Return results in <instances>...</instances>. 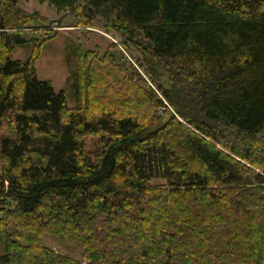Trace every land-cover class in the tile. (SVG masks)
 <instances>
[{"label": "trees", "instance_id": "16d2710c", "mask_svg": "<svg viewBox=\"0 0 264 264\" xmlns=\"http://www.w3.org/2000/svg\"><path fill=\"white\" fill-rule=\"evenodd\" d=\"M38 1L123 41L77 46L69 107L38 78L58 29L0 0V264H80L45 235L88 264H264V0Z\"/></svg>", "mask_w": 264, "mask_h": 264}, {"label": "rangeland", "instance_id": "374dc122", "mask_svg": "<svg viewBox=\"0 0 264 264\" xmlns=\"http://www.w3.org/2000/svg\"><path fill=\"white\" fill-rule=\"evenodd\" d=\"M22 9L30 13H37L36 20L31 23L32 26L55 25L58 29V36L45 45L43 54L37 63L38 78L40 80H50L57 91L63 90L66 93L69 107H76L80 104L76 98L75 92L68 78L73 75L77 68L76 48L81 44L86 50L106 51L111 43L121 46L123 37L115 31H106L104 29L88 28L77 26L69 10L59 11L55 6L48 2H39L38 0H19ZM62 21V27L58 28ZM31 37L32 34H26ZM31 45L16 47L13 51V58L26 60L31 52ZM128 57L133 63L141 66V55L133 51ZM143 70V67H141ZM139 69L141 72L142 70ZM8 132V125L0 132V139ZM101 148L100 136L92 135L85 138V150L88 155L93 156ZM2 211L0 209V217ZM43 242L66 256L79 261L80 264H88L84 258V250L78 244L65 243L60 238L53 235L43 236ZM5 252V243L0 241V255Z\"/></svg>", "mask_w": 264, "mask_h": 264}]
</instances>
